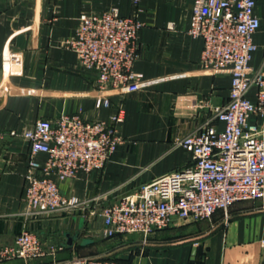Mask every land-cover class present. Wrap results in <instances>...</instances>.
I'll return each instance as SVG.
<instances>
[{
	"label": "crops",
	"instance_id": "1",
	"mask_svg": "<svg viewBox=\"0 0 264 264\" xmlns=\"http://www.w3.org/2000/svg\"><path fill=\"white\" fill-rule=\"evenodd\" d=\"M192 0H0V248L13 245L27 230L44 248L41 259L1 264H74L85 258L117 264H264V207L259 201L234 204L210 219L179 221L146 238L102 236L99 211L175 170L192 164L176 141L209 121L228 100L230 76L202 69V40L186 30ZM116 7L120 16L142 23L133 71L155 80L147 88L111 95L102 106L94 76L81 69L65 42L74 38L82 14ZM259 28L250 66L264 71V0H255ZM173 25L172 29L167 26ZM6 51L23 60L22 74L11 75ZM254 91L249 92L253 99ZM121 109L123 142L101 170L80 171L58 181L62 195L87 201L69 212L38 213L24 203L29 145L20 134L36 119L53 120L80 112L88 120H107ZM250 121H256L252 117ZM263 123V120H259ZM219 130L222 124L213 121ZM10 131L17 136H10ZM36 159L43 163L44 154ZM96 214L90 215L89 212Z\"/></svg>",
	"mask_w": 264,
	"mask_h": 264
},
{
	"label": "built area",
	"instance_id": "2",
	"mask_svg": "<svg viewBox=\"0 0 264 264\" xmlns=\"http://www.w3.org/2000/svg\"><path fill=\"white\" fill-rule=\"evenodd\" d=\"M138 0H133L136 6ZM173 1V0H166ZM255 0H192L186 33L202 40L200 66L230 76L228 100L195 131L176 141L192 156V164L145 184L135 193L102 208V236L138 234L143 238L179 221L210 219L236 203L259 201L264 207V71L250 66L259 28ZM142 27L134 15L120 16L116 7L82 14L74 38L65 42L81 69L94 76L95 92L103 107L111 95L123 96L147 88L155 80L133 71L138 59L137 33ZM173 28L170 23L167 26ZM4 62L14 76L22 74L19 53L6 51ZM254 91V98L249 92ZM254 117L256 121L250 119ZM121 109L107 120H88L80 112L56 119H36L20 136L29 145L24 176V203L38 213H62L87 201L61 194L58 181L78 172L101 170L123 139L117 125ZM213 121L222 124L217 129ZM10 136L17 133L10 131ZM44 154L43 163L36 157ZM92 216L95 211L89 212ZM33 233L22 230L14 244L0 248V264L12 259L33 260L53 255ZM74 264H117L113 260L85 258Z\"/></svg>",
	"mask_w": 264,
	"mask_h": 264
}]
</instances>
